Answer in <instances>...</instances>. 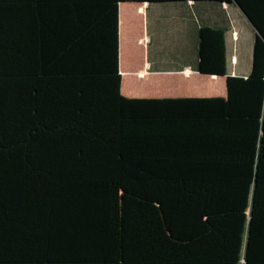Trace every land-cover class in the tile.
<instances>
[{"label":"trees","instance_id":"16d2710c","mask_svg":"<svg viewBox=\"0 0 264 264\" xmlns=\"http://www.w3.org/2000/svg\"><path fill=\"white\" fill-rule=\"evenodd\" d=\"M235 4L199 29L226 97L122 94L120 5ZM0 264H264V0H0Z\"/></svg>","mask_w":264,"mask_h":264},{"label":"crops","instance_id":"0c3cea01","mask_svg":"<svg viewBox=\"0 0 264 264\" xmlns=\"http://www.w3.org/2000/svg\"><path fill=\"white\" fill-rule=\"evenodd\" d=\"M239 22L243 31L249 30V45L245 49L243 44L246 42H243L246 38ZM248 23L235 4L122 3V94L128 98L222 97L214 94L223 93L219 89L225 84L227 95L225 76L198 72L199 29L227 30L228 74L245 77L252 70L256 34ZM165 36H171L169 43H166Z\"/></svg>","mask_w":264,"mask_h":264},{"label":"rangeland","instance_id":"374dc122","mask_svg":"<svg viewBox=\"0 0 264 264\" xmlns=\"http://www.w3.org/2000/svg\"><path fill=\"white\" fill-rule=\"evenodd\" d=\"M209 3H211V2H209ZM216 5H217V3H215ZM216 8V7H215ZM229 12V11H228ZM230 13V12H229ZM249 25V27L250 28H252V31H254V28H253V26L251 25V23H248ZM238 25H239V28H240V30L242 31V33H244L243 35H245V41L243 42V43H245L246 42V44H243V47H244V49L246 48V46L247 45H249L248 43H247V41H248V38H247V35L249 34V30L248 29H246V30H242V25H241V23L239 22L238 23ZM165 39H166V43H169V41H170V39H171V36H165ZM169 60V59H168ZM167 60V61H168ZM216 88H218V87H216ZM220 91H223V93H220V92H217L216 94H214V95H217V96H220V95H222V97H226L227 95L225 94V92H224V90H225V84H224V87L222 88V89H219Z\"/></svg>","mask_w":264,"mask_h":264},{"label":"water","instance_id":"95a60500","mask_svg":"<svg viewBox=\"0 0 264 264\" xmlns=\"http://www.w3.org/2000/svg\"><path fill=\"white\" fill-rule=\"evenodd\" d=\"M241 10V9H240ZM244 14V13H243ZM245 15V14H244ZM247 18V17H246ZM248 19V18H247ZM250 22V21H249ZM255 29V28H254Z\"/></svg>","mask_w":264,"mask_h":264}]
</instances>
